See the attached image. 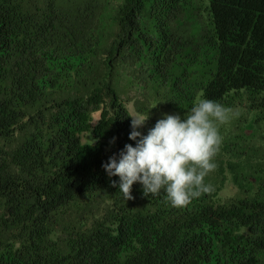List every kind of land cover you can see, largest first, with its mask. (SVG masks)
Masks as SVG:
<instances>
[{
  "label": "trees",
  "instance_id": "16d2710c",
  "mask_svg": "<svg viewBox=\"0 0 264 264\" xmlns=\"http://www.w3.org/2000/svg\"><path fill=\"white\" fill-rule=\"evenodd\" d=\"M199 99L264 111V0H0V264H264V188L222 200L221 152L182 208L102 167L130 104L147 135Z\"/></svg>",
  "mask_w": 264,
  "mask_h": 264
},
{
  "label": "clouds",
  "instance_id": "9594fccd",
  "mask_svg": "<svg viewBox=\"0 0 264 264\" xmlns=\"http://www.w3.org/2000/svg\"><path fill=\"white\" fill-rule=\"evenodd\" d=\"M230 114L232 109L216 101L199 99L183 119L165 114L143 135L138 129L149 115L133 113L129 139L136 146L125 145L118 161L112 156L102 167L109 177H119V191L126 201L134 199L132 186L139 182L144 196H156L163 190L171 206L185 207L212 191L204 180L216 168L214 157L222 142L218 125L226 123Z\"/></svg>",
  "mask_w": 264,
  "mask_h": 264
},
{
  "label": "rangeland",
  "instance_id": "374dc122",
  "mask_svg": "<svg viewBox=\"0 0 264 264\" xmlns=\"http://www.w3.org/2000/svg\"><path fill=\"white\" fill-rule=\"evenodd\" d=\"M229 119L218 125L222 137L219 152L226 164L228 178L222 186L219 196L226 200L237 194V198L246 195L254 196L260 188H264V111L261 108L251 107L248 103H240L233 107ZM131 113H137L132 104L129 105ZM238 113V115H237ZM98 115L95 117V123ZM209 184L219 185L217 178L208 174ZM239 175L242 183L251 192H239V188L232 178ZM253 183H248L249 180Z\"/></svg>",
  "mask_w": 264,
  "mask_h": 264
}]
</instances>
